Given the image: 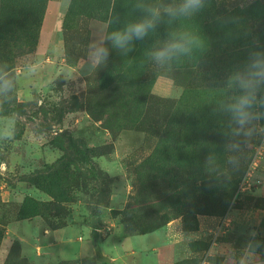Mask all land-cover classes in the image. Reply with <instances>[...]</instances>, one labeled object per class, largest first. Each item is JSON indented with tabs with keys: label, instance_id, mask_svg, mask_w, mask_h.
Listing matches in <instances>:
<instances>
[{
	"label": "rangeland",
	"instance_id": "1",
	"mask_svg": "<svg viewBox=\"0 0 264 264\" xmlns=\"http://www.w3.org/2000/svg\"><path fill=\"white\" fill-rule=\"evenodd\" d=\"M80 2L91 14L69 21L72 0H10L0 16V78L11 82L0 92V264L50 257L44 235L60 229L158 239L110 249L118 264H264V119L228 147L219 109L228 77L264 49V0H208L99 67L91 41L115 0ZM131 3L113 17L131 19ZM173 31L203 44L158 68L147 52Z\"/></svg>",
	"mask_w": 264,
	"mask_h": 264
},
{
	"label": "clouds",
	"instance_id": "2",
	"mask_svg": "<svg viewBox=\"0 0 264 264\" xmlns=\"http://www.w3.org/2000/svg\"><path fill=\"white\" fill-rule=\"evenodd\" d=\"M208 0H132V18L107 19L103 33L91 41L90 59L99 67L108 61L113 50L127 55L134 51L136 42L143 41L158 27L184 21L199 15ZM203 40L189 31H173L167 39L148 50L147 56L158 68L171 69L172 62L191 55ZM225 87L230 95L219 105L225 115L231 137L226 135L228 147L238 144L236 137L248 138L264 119V49L253 47L243 64L228 77ZM11 82L0 78V92H7Z\"/></svg>",
	"mask_w": 264,
	"mask_h": 264
},
{
	"label": "crops",
	"instance_id": "3",
	"mask_svg": "<svg viewBox=\"0 0 264 264\" xmlns=\"http://www.w3.org/2000/svg\"><path fill=\"white\" fill-rule=\"evenodd\" d=\"M65 229L57 231H48V235H44V238L53 239L49 245L56 247L53 254L49 257L44 253L37 255V264H48V262H60V261H78L84 258H98V252L94 244L92 236L82 238V240L65 239ZM124 240V241H123ZM158 239H110V245H107V241L99 239L102 255L108 259L111 264H118L120 257L110 255V249H113L115 253H118V246L123 248L130 247V244L136 248L137 251L142 248H151L155 246V242ZM123 241V242H122Z\"/></svg>",
	"mask_w": 264,
	"mask_h": 264
},
{
	"label": "trees",
	"instance_id": "4",
	"mask_svg": "<svg viewBox=\"0 0 264 264\" xmlns=\"http://www.w3.org/2000/svg\"><path fill=\"white\" fill-rule=\"evenodd\" d=\"M10 0H0V3H2V7L0 8V16H2L3 14V11L7 8L4 6V3H7L9 2ZM47 0H43V2H46ZM81 0H72V3H71V8L68 12V16H67V19L68 21L71 20V18L73 17H78V16H84V15H87L89 16L91 14V10L90 9H87V8H81V6L79 7L78 5V2H80ZM111 1V0H110ZM118 1L119 0H115V8H116V5L118 4ZM129 2V0H128ZM132 2V0H131ZM81 3V2H80ZM113 10V15L114 13H116V10ZM102 12H107V14L109 13L108 11H102ZM8 14V13H6ZM112 15V17H113ZM93 239H94V244L96 246V250L98 252V258L104 262H109L111 264V262L106 259L103 255H102V252H101V248H100V243H99V237H98V234L95 233L94 236H93Z\"/></svg>",
	"mask_w": 264,
	"mask_h": 264
},
{
	"label": "built area",
	"instance_id": "5",
	"mask_svg": "<svg viewBox=\"0 0 264 264\" xmlns=\"http://www.w3.org/2000/svg\"><path fill=\"white\" fill-rule=\"evenodd\" d=\"M261 149H264V147H262ZM261 153V152H260ZM257 168V164L256 161L252 164V167L250 168L249 171V176H252V173L254 172V170Z\"/></svg>",
	"mask_w": 264,
	"mask_h": 264
}]
</instances>
